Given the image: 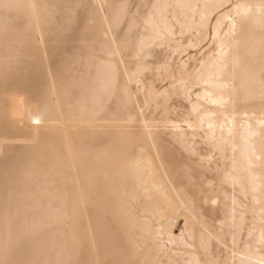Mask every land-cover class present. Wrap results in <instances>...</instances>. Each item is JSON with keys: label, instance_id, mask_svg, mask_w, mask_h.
<instances>
[{"label": "snow or ice", "instance_id": "1", "mask_svg": "<svg viewBox=\"0 0 264 264\" xmlns=\"http://www.w3.org/2000/svg\"><path fill=\"white\" fill-rule=\"evenodd\" d=\"M81 6L89 10L83 46L96 66L102 91L104 94H111L115 100L111 117L106 113L97 115L93 112L90 119L118 120L123 134L133 139L142 130L146 131L147 136L141 137L135 145L143 155L145 141L152 140L147 150L150 154L154 151L155 155H150L143 161L145 171L155 167L157 160L167 161L173 171L188 181L186 188L193 209L202 202L205 206L201 209L203 213L212 216L219 211L223 214L222 219L213 216L212 225H207L206 222L202 225L197 257L187 264H264V0H217L213 4L148 0L142 6L135 5V10L129 0H115L114 3H101L99 6L29 4L27 7L31 9V17L28 23L21 21L15 27L14 39L5 41L3 54H0V69L3 70L0 72V91L6 97L11 93V112L9 113L5 101L0 106V118L7 119L11 115L13 122L19 120L23 124L27 121V126L38 133L40 126L49 117L55 98L44 92L39 94L34 104L29 103L23 94L22 84H10L8 74L10 71L19 73L35 55L36 45L43 42L44 25L51 23L53 7L60 9L56 33L63 35L77 24L73 9ZM22 7L25 6L20 3L0 0V15L4 16L5 31L8 30L6 14ZM209 10L215 12L214 25L206 23ZM189 15L197 23L198 36L203 41L196 44L200 55L194 56L193 63L184 62L183 58L187 53L181 39L188 27ZM245 27L252 32L258 28L259 32L258 41L250 40L245 44L244 61L247 63L241 59V42L238 39V29ZM101 32L103 35H100ZM195 63L200 65L199 68L194 67ZM242 64L243 72L240 71ZM48 75L55 85L56 75L51 70ZM158 80L164 83L157 85ZM64 87L61 82V88ZM225 97L233 104L243 98L248 103L245 115L249 109L260 113L256 119L260 141L258 146L253 143L246 153L248 183L242 188L244 202L247 204L250 197L253 205L260 206L258 232L255 213L252 214V221L245 220L237 213L235 186L239 179L235 175V148L233 147L232 157H229V143L224 137L225 125H220V137H217V125L214 122L218 119L217 112L208 106L226 105ZM178 98L185 101L184 110L177 109L182 124L170 125L169 121L177 117L171 116L169 106L175 104ZM60 105L61 113L71 117V110L64 107L62 101ZM165 113L168 115L165 116ZM161 124L165 127H179L180 131L176 133L177 143H164L152 135L153 127ZM52 164L59 169L62 161L53 160ZM253 164L258 167L259 176L253 175L256 170ZM204 170L214 173L211 179L208 178L207 171L203 176L199 174ZM228 185L232 186L231 194ZM85 197L86 188L81 187L69 199L78 205ZM27 211L22 209L13 194L5 193L3 202L0 203V230L10 242L0 247V264H82L79 260L45 261L42 248L34 244L30 255L16 258L13 255V244H30L36 228L35 220L31 224L26 222L24 217ZM55 215L58 223L63 226V232L52 239L49 247L54 249L66 246L76 235L78 228L83 227V220L78 218L74 210H68L67 203L57 208ZM160 231L164 232L166 229L162 228ZM141 236L145 241L143 246L139 247L138 242L131 253L121 251L116 258L85 261L83 264H165L164 260L159 259L156 249L161 244L167 248L173 243V238L169 237L165 243L162 235L159 242L149 241L143 233ZM213 242L215 252L212 251ZM93 243L98 251L108 250L103 238L94 237ZM153 243H156V249L153 248ZM168 264H172V261H168Z\"/></svg>", "mask_w": 264, "mask_h": 264}, {"label": "bare ground", "instance_id": "2", "mask_svg": "<svg viewBox=\"0 0 264 264\" xmlns=\"http://www.w3.org/2000/svg\"><path fill=\"white\" fill-rule=\"evenodd\" d=\"M9 3H20L25 7L8 12V30H4V16L0 15V54H3L5 41L15 37V27L23 21L28 23L31 9L27 5L45 3L51 5L65 4H95L114 3L115 0H7ZM135 5H144L148 0H129ZM162 3H200L213 4L217 0H160ZM255 2V0H252ZM88 8L73 9L77 24L70 32L63 35L56 33V20L60 9L53 7L50 16L51 23L44 25L43 42L36 45L35 55L29 59L19 73L9 72V83H20L23 94L29 103H35L39 94L47 92L55 98V104L49 111L48 119L40 126L39 131L30 129L25 121L13 122L11 115L7 119L0 118V203L6 192L13 194L22 209H26L24 217L28 224L36 221L32 233V242L28 245L13 244V255L16 258H26L31 254L32 245L43 250V259L57 261L82 262L112 259L119 256L121 251H128L144 244L141 233L149 241L159 242L161 235L166 243L169 237L173 243L164 248L156 249L158 257L168 264H187L197 257V249L201 244V229L206 222L213 224L212 217L222 219L221 212L209 216L201 211L205 207L202 202L193 209L186 185L188 181L173 171L165 160H157L156 166L145 171L143 161L153 151L148 152L151 139L145 141L143 155L136 147V141L147 136L141 131L136 138L123 134L118 120L102 118L90 119L93 112L97 115L112 116L115 100L111 94H104L101 80L97 76L96 66L91 62L84 48V27L88 17ZM179 11V10H177ZM208 25H214L215 12L209 10ZM199 16L196 17V21ZM107 27V25H105ZM238 39L241 42L240 55L242 61L246 54L245 44L250 40H259L258 28L252 32L248 27L238 29ZM197 23L188 16V27L183 33L185 63H193L194 56H199L197 43H202L198 36ZM91 34V33H90ZM100 35H103L101 32ZM209 38V43H210ZM191 44V47L188 45ZM205 49L207 45L204 46ZM179 60L180 57H177ZM206 59V57H205ZM247 63V61H244ZM195 63L194 67L199 68ZM51 70L57 77L55 85L48 75ZM3 70L0 69V72ZM243 72V64L240 69ZM61 82L65 85L61 88ZM164 83L157 81V85ZM167 87V84L164 85ZM59 92V95L57 93ZM185 97L187 93L184 94ZM11 93L8 97L0 91V106L7 101L11 112ZM195 100V92H193ZM227 101V97L224 98ZM60 101L69 108L72 116L62 114ZM257 106L259 97L256 98ZM207 103V101H204ZM185 101L177 99L169 106L172 117L169 124H182L177 109L184 110ZM217 112L216 135L220 137V125L224 127V137L227 138L228 156L232 157L235 148V175L239 183L235 186L237 197V213L247 221H252L256 215L257 232L259 231V204L253 205L251 198L246 204L242 188L248 183V164L246 153L255 143L259 145L260 136L256 119L259 111L253 112L248 108L243 98L233 104L208 105ZM235 109V110H234ZM147 111V109H146ZM155 112V105H153ZM187 114L186 112L184 113ZM168 113H165L167 116ZM151 118V113H149ZM157 119H160L157 116ZM179 127H165L163 124L153 127L152 135L164 143H177L176 133ZM255 133V135H252ZM199 142V138H197ZM259 153H257L258 155ZM179 155V153H177ZM62 161L56 169L52 161ZM215 167V165H213ZM253 175L259 176V169ZM207 171L208 178L214 175L210 170L201 171L203 176ZM207 182V181H206ZM86 188V197L78 202L69 199ZM229 194L232 186L228 185ZM68 204L69 211H75L78 218L83 220V227L78 228L66 246L49 247L52 239L63 232V226L57 221L55 211ZM231 200H229V210ZM166 231L161 232V229ZM247 231H245V235ZM94 237L103 238L108 246L107 251H98L93 243ZM8 237L0 230V247L9 243ZM212 251H216L213 242Z\"/></svg>", "mask_w": 264, "mask_h": 264}]
</instances>
